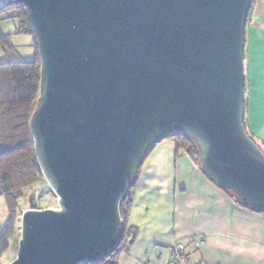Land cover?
Returning a JSON list of instances; mask_svg holds the SVG:
<instances>
[{"label":"water","instance_id":"water-1","mask_svg":"<svg viewBox=\"0 0 264 264\" xmlns=\"http://www.w3.org/2000/svg\"><path fill=\"white\" fill-rule=\"evenodd\" d=\"M254 0H10L41 60L30 124L59 208L23 213L9 264H91L123 236L121 203L145 155L192 138L205 174L264 214V151L245 126Z\"/></svg>","mask_w":264,"mask_h":264},{"label":"crops","instance_id":"crops-1","mask_svg":"<svg viewBox=\"0 0 264 264\" xmlns=\"http://www.w3.org/2000/svg\"><path fill=\"white\" fill-rule=\"evenodd\" d=\"M246 128L264 144V0L246 29ZM128 223L138 233L118 264H170L173 246H201L195 264H264V215L239 205L195 158L166 139L140 167Z\"/></svg>","mask_w":264,"mask_h":264},{"label":"trees","instance_id":"trees-1","mask_svg":"<svg viewBox=\"0 0 264 264\" xmlns=\"http://www.w3.org/2000/svg\"><path fill=\"white\" fill-rule=\"evenodd\" d=\"M257 1L254 0L247 26L251 21L252 9ZM9 8H14L16 14L8 16L7 19L17 18L20 24L19 30L31 34L36 39L24 7L22 5H8L3 10ZM3 19L5 18L0 19V46L12 47L11 34L2 32L1 22ZM36 50L37 57L34 60L0 63V195L5 197L10 213L9 221L0 237V255L8 242V238L13 236L15 232L20 200L25 196L26 190L45 180L37 159L35 142L30 129L32 115L37 108L41 84V60L37 43ZM250 136L254 139L251 134ZM169 139L175 141L179 150L199 158L197 145L192 138L184 134H177ZM257 144L264 151V144L262 146L258 142ZM142 162L121 203V214L124 221L121 242L113 254L91 264H118L121 253L128 250L135 241L138 229L129 225L128 218L133 208L137 177ZM199 167L204 172L201 161ZM223 190L239 205L247 208L233 192Z\"/></svg>","mask_w":264,"mask_h":264},{"label":"rangeland","instance_id":"rangeland-1","mask_svg":"<svg viewBox=\"0 0 264 264\" xmlns=\"http://www.w3.org/2000/svg\"><path fill=\"white\" fill-rule=\"evenodd\" d=\"M4 8L0 9V19L5 18L1 22L2 32L5 34H11L12 47L0 46V63L22 60L31 61L36 59V39H34L31 34L19 30L20 24L17 18L7 19L8 16L10 17L16 14V10L14 8L3 10ZM260 145L262 146V144ZM193 157L196 159L198 165H200L198 156L193 155ZM31 196L35 197L38 209L44 210L59 208L58 197L53 192L46 178L45 180L38 182L32 188L26 190L25 196L20 200L15 232L13 236L8 238V242L0 255V264H9L17 256L22 234V217L23 213L30 208L29 200ZM9 218L10 213L7 201L4 196L0 195V237L9 221Z\"/></svg>","mask_w":264,"mask_h":264},{"label":"built area","instance_id":"built-area-1","mask_svg":"<svg viewBox=\"0 0 264 264\" xmlns=\"http://www.w3.org/2000/svg\"><path fill=\"white\" fill-rule=\"evenodd\" d=\"M200 246L201 241L199 240H194L192 246H189L184 242H177L172 249L170 264H195L193 261V252Z\"/></svg>","mask_w":264,"mask_h":264},{"label":"bare ground","instance_id":"bare-ground-1","mask_svg":"<svg viewBox=\"0 0 264 264\" xmlns=\"http://www.w3.org/2000/svg\"><path fill=\"white\" fill-rule=\"evenodd\" d=\"M8 0H0V6H2L4 3H6Z\"/></svg>","mask_w":264,"mask_h":264}]
</instances>
